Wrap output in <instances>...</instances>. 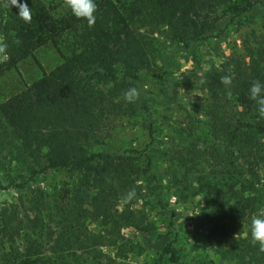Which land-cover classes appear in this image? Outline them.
Returning a JSON list of instances; mask_svg holds the SVG:
<instances>
[{"label": "trees", "instance_id": "1", "mask_svg": "<svg viewBox=\"0 0 264 264\" xmlns=\"http://www.w3.org/2000/svg\"><path fill=\"white\" fill-rule=\"evenodd\" d=\"M95 2L89 28L63 0H18L31 8L30 23L0 0L9 55L0 76L46 46L61 59L0 100V194H17L0 210V264H115L104 248H135L123 231L156 232L159 211L168 215L170 240L152 264H185L175 247L176 214L164 204L171 189L189 203L204 197L216 255L229 264H264L251 243L252 212L264 201V118L248 98L253 81L264 83V0ZM235 29L242 53L230 55L228 68L175 74L177 55ZM225 75H234L231 99ZM130 87L140 91L131 104L122 98ZM198 88L205 95L185 96ZM120 125L141 130L143 148L102 149ZM50 173L68 181L32 186Z\"/></svg>", "mask_w": 264, "mask_h": 264}, {"label": "rangeland", "instance_id": "2", "mask_svg": "<svg viewBox=\"0 0 264 264\" xmlns=\"http://www.w3.org/2000/svg\"><path fill=\"white\" fill-rule=\"evenodd\" d=\"M254 22H259V18H256ZM239 33L236 29L232 30L229 36L222 40H212L199 46L194 54L177 55L173 64L175 74L180 76L191 69L201 73L210 69L212 65L228 68L230 55L232 53H242ZM60 62V56L53 47L46 46L39 49L36 51L34 58L26 59L18 65L17 69L5 72L0 76V100H6L24 90L26 85L40 79L43 71L50 72ZM203 95H205V92L200 88L185 94L188 99H195ZM145 141V135L141 130L133 128L131 125H120L112 130L111 136L102 149L120 153L131 148L141 149ZM158 157H162V152L160 153L159 150ZM67 181L68 178L64 173H50L37 177L32 186L45 189ZM153 190H157V188ZM153 190L148 193L149 196L152 195V198L155 195L152 193ZM16 198L17 194L13 191L2 192L0 194V210L8 201H13ZM204 202L202 195L193 199V203H189L178 196L174 189L165 191L164 204L168 211L176 214L174 219L176 230L181 233L179 241L175 245L177 257L185 264H229L216 255V242L208 237L211 227L204 221L202 216ZM262 210H264V201L258 209L252 212V216L259 215ZM167 217L166 212H158L155 218L157 231L154 233L136 229L124 230L123 233L127 239H131L133 244L136 245L135 248L131 249L129 247L125 251L118 252L117 247H110L104 248V253L107 256H115V264H152L162 247L170 240L164 226V223L168 221ZM88 226L94 232L100 230L98 223L88 222Z\"/></svg>", "mask_w": 264, "mask_h": 264}, {"label": "clouds", "instance_id": "3", "mask_svg": "<svg viewBox=\"0 0 264 264\" xmlns=\"http://www.w3.org/2000/svg\"><path fill=\"white\" fill-rule=\"evenodd\" d=\"M63 3L71 10L72 14L77 19H82L87 22L89 28L93 27L96 23L97 3L95 0H63ZM5 7L16 6L19 8L18 16L26 23L31 22V8L27 4L19 5L18 0H4ZM20 43L19 40L16 41ZM9 59L8 44L3 37H0V63H5ZM234 75H225L221 77V83L228 89L226 97L231 99V86L233 84ZM201 84L205 81L201 80ZM140 97V91L136 87H130L123 94V100L127 103H135ZM249 100L253 101L256 110L261 118H264V83L260 81H253L249 88ZM119 102V101H117ZM135 196V190L129 191L125 198L131 200ZM251 243L259 246V251L264 253V210L259 215L251 219Z\"/></svg>", "mask_w": 264, "mask_h": 264}]
</instances>
